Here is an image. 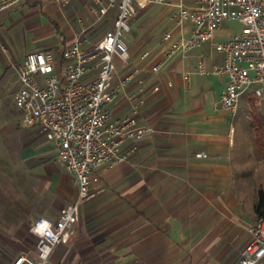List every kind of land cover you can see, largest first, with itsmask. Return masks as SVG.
I'll return each instance as SVG.
<instances>
[{"label":"crops","instance_id":"1","mask_svg":"<svg viewBox=\"0 0 264 264\" xmlns=\"http://www.w3.org/2000/svg\"><path fill=\"white\" fill-rule=\"evenodd\" d=\"M56 1L17 0L5 10L19 12L25 24L40 15L55 18L57 25L35 43L60 54L81 25L95 15L89 10L91 0H69L61 6ZM57 6L63 11L59 17ZM156 6L168 12L165 31L189 34V24L179 27L170 18L171 9ZM1 12L0 30L6 32ZM106 24L111 27V19L97 23L92 40L108 30ZM162 34L153 48L146 49L150 57L111 104L116 116L131 115L137 124L152 126L153 131L123 144L124 153L135 146L126 159L96 169L91 180L94 196L80 206L72 233L53 248L51 264H229L230 241L240 246L250 238L247 230L256 216L258 190H264V171L257 174L255 169L249 170L250 143L247 139L236 141L229 112L215 107L226 78L199 75L195 70L200 58L211 67L221 64L224 55L218 52L219 56L205 58L203 52L193 49L186 55L167 58L164 51L168 44H159ZM4 52L0 45V81L13 75L17 91V76ZM135 62L128 61L122 71L116 68L115 78L130 71ZM156 63L161 64L160 69L152 72ZM186 71L190 72L188 81L182 76ZM154 86L159 89L153 91ZM139 87L143 92H138ZM132 94L139 101H131ZM31 129L38 130L45 140L39 142L41 150L35 163L32 148L23 149L21 160L28 164L25 170L48 178L62 201H73L78 194L74 177L66 172L53 144L39 128ZM254 134L256 137V126ZM198 152L208 156L197 158ZM54 158L64 167L49 168ZM61 208L58 211L62 213L65 207ZM45 215L41 217L48 218ZM59 216L48 219L55 221ZM0 264L8 263L0 260ZM257 264H264V258Z\"/></svg>","mask_w":264,"mask_h":264},{"label":"built area","instance_id":"2","mask_svg":"<svg viewBox=\"0 0 264 264\" xmlns=\"http://www.w3.org/2000/svg\"><path fill=\"white\" fill-rule=\"evenodd\" d=\"M16 1L0 0V12ZM138 4L167 7L176 25L182 28L190 25L189 34L174 35L171 29L163 32L159 44H168L164 51L167 58L186 55L200 47L213 37L224 20L242 23L240 33L214 46L224 55L223 62L206 67L200 58L195 70L199 75L226 78L217 108L231 115L236 114L244 93L264 100V0H91L89 10L95 18L81 25L72 43L60 54L39 49L26 53L21 62H11L19 83L14 104L20 112L22 127L39 128L53 144L58 160L74 177L78 189L76 199L55 221L39 217L32 223L30 231L38 238L37 259L29 264H51L53 248L72 233L80 206L94 196L91 180L96 169L126 159L135 146L124 153L123 144L153 131L152 126L137 124L131 115L116 116L111 110L120 90L150 57L149 50L142 51L134 67L121 78H115L113 55L130 58L126 34L131 30L129 21ZM110 19L111 29L92 40L97 23ZM160 66V63L152 65V72H157ZM182 76L188 81L190 72H183ZM167 84L171 86L172 82ZM138 92H143V87ZM130 99L139 101L135 94ZM207 156L205 152L195 154L197 158ZM249 233L250 238L235 264H257L264 258V216ZM22 261L20 258L14 264Z\"/></svg>","mask_w":264,"mask_h":264},{"label":"rangeland","instance_id":"3","mask_svg":"<svg viewBox=\"0 0 264 264\" xmlns=\"http://www.w3.org/2000/svg\"><path fill=\"white\" fill-rule=\"evenodd\" d=\"M57 2L61 6V2L59 0ZM60 6L55 7L58 17L63 12ZM1 13L5 15L6 32L0 30V45L4 47V53L12 62H20L24 51L28 53L41 49L35 42L40 39V36L46 34L50 27L57 25L55 18L49 19L43 15L25 24L21 21L20 13L15 10L8 9ZM167 14L165 9L152 4L136 7V14L129 21L131 30L126 34L130 58L123 59L117 53L113 55V62L119 71L126 68L128 61L133 64L143 50L153 48L158 37L167 29L168 23L165 20ZM242 27L239 21L224 20L213 37L193 52H203L205 58L219 56L214 48L215 44L240 33ZM104 28L111 29L110 24H106ZM10 67H12L11 62ZM8 73H11L9 69ZM12 76L9 75L8 80L3 78L0 81V260L8 264L12 261L11 264H14L22 258L21 264H29L37 259L36 235L30 231L32 223L44 213L48 218L55 219L61 214L58 209L62 207V210L70 202L62 201L48 178H42L36 173L29 174L26 171L28 164L21 160L23 149L32 148L35 163L41 150L39 142L45 139L38 130L22 127L20 112L14 104L17 85L16 82L12 83ZM228 118L235 128L236 141L247 139L251 145L252 151L248 156L249 170L251 172L256 170L257 174L264 171V145L262 152L257 146L254 134L258 120H262L264 128V100L249 97L247 93H244L240 97L236 114L229 113ZM27 130L30 132L28 133ZM29 140L31 143L29 142L28 145ZM44 145L48 146L46 143ZM48 148L49 155H53L50 146ZM61 165L54 158L48 167L55 168ZM66 172L70 174L67 170ZM258 219L255 216L248 229L254 226ZM248 233L249 230H247V236ZM237 244L235 241L229 243L233 246L226 258L229 264L237 262L245 242H242L240 246Z\"/></svg>","mask_w":264,"mask_h":264},{"label":"trees","instance_id":"4","mask_svg":"<svg viewBox=\"0 0 264 264\" xmlns=\"http://www.w3.org/2000/svg\"><path fill=\"white\" fill-rule=\"evenodd\" d=\"M263 122L262 120H258V123H256V129H257V135H256V140H257V146L260 151L263 152V141H264V128H263ZM258 200L255 205V214L258 218H261L264 216V190L259 189L258 190Z\"/></svg>","mask_w":264,"mask_h":264},{"label":"clouds","instance_id":"5","mask_svg":"<svg viewBox=\"0 0 264 264\" xmlns=\"http://www.w3.org/2000/svg\"><path fill=\"white\" fill-rule=\"evenodd\" d=\"M46 223V222H45ZM50 227V226H49ZM39 229H33V231H38ZM49 235H51V233L49 232L48 233Z\"/></svg>","mask_w":264,"mask_h":264}]
</instances>
